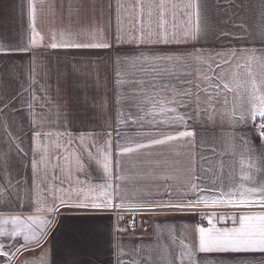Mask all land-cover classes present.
Returning <instances> with one entry per match:
<instances>
[{"label": "crops", "instance_id": "0c3cea01", "mask_svg": "<svg viewBox=\"0 0 264 264\" xmlns=\"http://www.w3.org/2000/svg\"><path fill=\"white\" fill-rule=\"evenodd\" d=\"M161 2L0 0V264H264L259 249L201 253L197 231L264 213L220 196L242 153L258 167L264 154L249 102L264 0ZM84 44L108 47L71 46ZM180 131L193 135L151 143ZM105 194L122 206L93 207Z\"/></svg>", "mask_w": 264, "mask_h": 264}, {"label": "snow or ice", "instance_id": "6c2138e0", "mask_svg": "<svg viewBox=\"0 0 264 264\" xmlns=\"http://www.w3.org/2000/svg\"><path fill=\"white\" fill-rule=\"evenodd\" d=\"M161 14L163 15V0L161 2ZM195 7V5H193ZM35 9L34 7L31 9V14L34 15ZM188 33H185L187 36ZM192 38L195 39V33L192 34ZM36 41L33 40V43ZM141 43L144 42L143 38L140 40ZM152 42V41H150ZM160 43H168L169 39L166 33L161 34V38L158 41ZM67 45H58L56 43L51 44L52 48L62 47ZM74 47H108L107 44L104 45H96V44H84V45H71ZM156 59H173L172 57H157ZM253 57H248V63L251 62ZM248 63L244 65L237 64L236 68H248ZM219 67V66H218ZM238 72H233V77L237 76ZM250 75V72H249ZM222 79V77H221ZM219 87V85H217ZM223 88L225 90H232L229 88L228 83H223ZM171 102V101H170ZM249 102L251 104L250 114L255 120L257 115L259 118L264 121V81L261 82L260 85H257L255 80L253 79L250 81V89H249ZM163 104V102H161ZM160 111H170L175 112V108L165 109L163 106L160 108ZM235 113H232L234 115ZM215 113L213 112L210 115V119L214 118ZM223 119V116L221 117ZM176 121H182L184 118L183 116H177L174 118ZM241 119H244V114H241ZM258 128V135L262 142H264V122L259 125H254ZM193 133L191 131H180L175 135H166L162 139L152 140L151 143L153 144H163L166 141H173L176 140L178 137H190ZM247 142L245 141V144ZM137 148L143 147V145H136ZM229 147H234V145H230ZM122 152H131L133 148L131 147H124L121 149ZM261 164L257 166V160L252 159L251 157H246L243 153L239 159V175H240V182L234 186V188L230 189L228 193L221 192V198L227 197H234L236 193L239 194V199H229V203L234 205H251V204H259L260 206L264 207V182L256 183L255 177L251 174L250 170L255 169L256 172L261 173L264 175V154H261L260 157L257 158ZM105 170H108V165L105 163L104 165ZM246 181H253L254 186H247ZM196 186L193 185V188ZM106 199L101 201L100 203H93V207H121L122 204L113 205L112 197L110 194H105ZM119 195V193H117ZM213 203L221 202L218 200H213ZM192 201H188L189 206L192 205ZM195 203H207L206 198H201ZM177 208H183V204L175 205ZM54 209L50 208L49 211H53ZM27 219H39L34 217H28ZM11 220L14 224L22 223L20 217H11ZM6 219H0V223H6ZM239 227L233 228L230 230H225L224 232H220L219 230H215L213 228H198L197 231L199 232V244H198V251L203 252H210L213 250L219 251H242V250H256L259 249L264 251V213L256 214V215H241L239 218ZM3 230L0 229V232ZM20 234V230L14 231L11 233L13 236H17ZM25 240H28L29 237L27 235L24 236ZM186 251H184L183 255L179 256L178 258L183 260L184 256L192 257L194 255L193 250L188 246L184 245ZM3 255H8V253H2Z\"/></svg>", "mask_w": 264, "mask_h": 264}, {"label": "built area", "instance_id": "2783aa9c", "mask_svg": "<svg viewBox=\"0 0 264 264\" xmlns=\"http://www.w3.org/2000/svg\"><path fill=\"white\" fill-rule=\"evenodd\" d=\"M254 130L256 131V132H258V128H254ZM204 218H202L201 220H200V223H203L204 222ZM134 224H135V222H134V219L133 218H130V217H127L124 221H123V225L125 226V227H128V228H132V227H134Z\"/></svg>", "mask_w": 264, "mask_h": 264}]
</instances>
